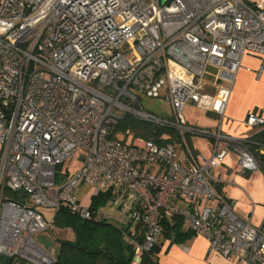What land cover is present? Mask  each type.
I'll return each mask as SVG.
<instances>
[{"label": "built area", "instance_id": "2783aa9c", "mask_svg": "<svg viewBox=\"0 0 264 264\" xmlns=\"http://www.w3.org/2000/svg\"><path fill=\"white\" fill-rule=\"evenodd\" d=\"M246 54L264 59V0H0V256L52 264L54 249L35 235L52 229L63 205L108 219L80 203L84 184L111 193L123 226H142L132 264L158 242L162 216L180 218L228 260L264 264V221L238 217L214 177L229 151L241 173L261 167L248 137L221 130ZM140 95L163 99L171 119L145 111ZM189 103L217 116V128L189 127ZM126 117L172 128L180 141L112 137ZM245 125L264 126V108ZM192 134L208 139L207 154L191 150ZM74 158L79 170L58 183L57 168Z\"/></svg>", "mask_w": 264, "mask_h": 264}, {"label": "trees", "instance_id": "16d2710c", "mask_svg": "<svg viewBox=\"0 0 264 264\" xmlns=\"http://www.w3.org/2000/svg\"><path fill=\"white\" fill-rule=\"evenodd\" d=\"M129 131L122 141L130 143L134 138L152 141L158 145L178 143L180 137L172 128L155 127L126 117L120 121L111 132V136ZM247 147L264 168V126L257 128L247 139ZM70 172L57 168V182L69 177ZM7 200L22 203L15 193L7 192ZM111 193L92 195L89 206L98 210L109 204ZM161 236L154 248L144 253L139 264H158L157 256L164 241L170 244L181 243L192 233L182 228L178 217H160ZM130 229L135 235L130 237ZM53 239L57 244L52 264H132L134 257L133 241H141L143 229L140 224L123 226L106 218L101 220L81 219L72 213L67 206H61L54 217L52 229ZM17 261L1 257L0 264H14Z\"/></svg>", "mask_w": 264, "mask_h": 264}, {"label": "crops", "instance_id": "0c3cea01", "mask_svg": "<svg viewBox=\"0 0 264 264\" xmlns=\"http://www.w3.org/2000/svg\"><path fill=\"white\" fill-rule=\"evenodd\" d=\"M262 108L264 59L258 55L246 54L242 57L235 76L225 111L226 122L222 124L221 130L234 137H249L255 129L245 125L247 116L250 112L261 114ZM204 113L214 119L210 130H215L218 125L217 116ZM207 152L206 148V154ZM214 177L217 179V192L231 203L233 212L251 225L260 226L264 221V168L243 174L237 165L236 154L229 151L222 166L214 171ZM81 187L85 194L91 190L84 184ZM79 197L81 199V195ZM100 211L108 216V220L123 224L122 217L113 207H103ZM157 259L158 264H242L210 251L207 241L194 234L181 243L170 244L164 241Z\"/></svg>", "mask_w": 264, "mask_h": 264}, {"label": "rangeland", "instance_id": "374dc122", "mask_svg": "<svg viewBox=\"0 0 264 264\" xmlns=\"http://www.w3.org/2000/svg\"><path fill=\"white\" fill-rule=\"evenodd\" d=\"M247 4L252 5L253 3H261L262 0H245ZM139 102L142 108L151 112L157 116L171 119V110L170 107L163 101V99H151L146 97L145 95L139 96ZM183 115L189 127L196 128L198 130L205 131L206 133H210V130L214 125V119L201 110H198L194 107L193 104H188L185 106L183 110ZM186 141L188 146L192 151L200 152L202 154H206V148L208 144V139L197 135H186ZM79 160L76 158L68 161L66 164L62 166L63 171L70 172L71 175L75 174L79 170ZM79 195H81L80 203L82 205L87 206L90 202L91 196L94 194L93 190L88 191L86 194L83 193L82 187L79 189ZM112 207L110 204H107L105 208ZM45 214H48V211H44ZM35 239L38 243L43 245L46 248H53L54 251L57 249V244L53 239V232L51 230H46L44 232L38 233L35 235Z\"/></svg>", "mask_w": 264, "mask_h": 264}]
</instances>
